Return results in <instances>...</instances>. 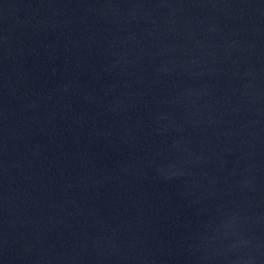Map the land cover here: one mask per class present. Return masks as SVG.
<instances>
[{
  "label": "water",
  "instance_id": "obj_1",
  "mask_svg": "<svg viewBox=\"0 0 264 264\" xmlns=\"http://www.w3.org/2000/svg\"><path fill=\"white\" fill-rule=\"evenodd\" d=\"M0 264H264V0H0Z\"/></svg>",
  "mask_w": 264,
  "mask_h": 264
}]
</instances>
